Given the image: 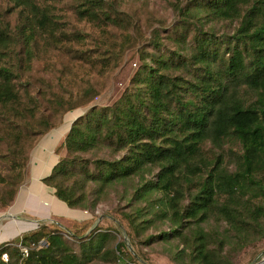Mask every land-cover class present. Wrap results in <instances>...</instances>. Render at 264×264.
Returning a JSON list of instances; mask_svg holds the SVG:
<instances>
[{
	"label": "trees",
	"instance_id": "1",
	"mask_svg": "<svg viewBox=\"0 0 264 264\" xmlns=\"http://www.w3.org/2000/svg\"><path fill=\"white\" fill-rule=\"evenodd\" d=\"M7 2L0 12V115L23 111L15 80L41 45H69L88 37L80 29L65 31L54 0ZM117 2L75 0L74 9L101 32L121 28L119 50H124L142 28ZM169 4L177 19L151 30L152 52L133 44L139 66L129 85L111 105L92 106L71 123L59 147L66 154L41 179L68 208L92 213L107 188L140 177L131 201H144L149 211L138 206L124 215L134 233L130 244L135 253L117 239V228L100 225L83 236L89 220L73 221L66 231L57 224L48 230L51 225L41 223L16 239L35 245L25 256L13 244L0 243V253H8L7 261L0 255V264H143L146 257L138 244L155 243L163 245L174 264H238L235 252L263 238L264 0ZM104 44L98 53L117 55L116 45ZM73 53L93 60L86 50ZM95 94L85 88L84 101L59 107L56 117L85 106ZM47 122L45 131L54 125ZM19 148L12 151L10 170L16 179L4 191V207L12 204L26 178V153ZM99 151L108 152V158ZM154 168L146 179V170ZM156 220L168 229L146 234ZM41 239L46 244L36 248Z\"/></svg>",
	"mask_w": 264,
	"mask_h": 264
},
{
	"label": "rangeland",
	"instance_id": "2",
	"mask_svg": "<svg viewBox=\"0 0 264 264\" xmlns=\"http://www.w3.org/2000/svg\"><path fill=\"white\" fill-rule=\"evenodd\" d=\"M171 1L173 0H118V9L134 19L138 27L141 25L142 28L140 34L134 32L133 41L125 46L124 50H119L121 28L108 26L106 32H101L95 24L82 19L75 12V0H54L53 10L57 14L56 19L65 23L63 26L66 29L65 31L70 32L80 29L88 37L82 42L69 45L67 43L41 45L30 66L23 68L15 80L16 89L21 100L19 103L20 109H23V111L21 114L15 110L0 115V177H4L6 180L5 185L0 181V214L8 213V208L15 203L14 199L11 205L4 207L2 202V200L6 201L7 199L4 191L10 188L9 185L13 186L15 184L14 179L16 178L14 175L16 171L10 170V165L15 162L13 149L20 146L18 152L24 150L26 153V161L23 166L26 178L19 183L18 194V191L23 189L28 182H25V180L36 176L43 163L45 167L39 173L40 176L49 171L50 166L57 162L60 155L64 156L66 154L65 150L59 149V147L63 144L71 123L77 117L92 106L111 105L120 97L139 66L138 47L133 44L138 42L139 46H144L146 51L152 52V48L148 46L151 30L155 27L166 28L177 19V15L169 4ZM7 7V0H0V12H4ZM7 18L14 22V18L9 16ZM219 24L216 28L220 27ZM225 29L230 30V26L221 30ZM104 43L111 45V47L116 45L117 55L112 56L108 52L98 53L101 52L99 49ZM167 43L170 47H173L170 41H167ZM43 48L46 50H43ZM84 50L93 56V60L83 59L82 56H74V51L78 55V51L82 52ZM87 87H92L96 93L89 103L56 117L59 107L77 103L79 100L83 102L85 99L83 92ZM59 101H62L63 104L59 105ZM48 118L54 125L45 131L46 125L49 124L47 122ZM102 154L108 158V152L105 151H99L97 155L101 156ZM84 157H90V154L84 155ZM155 172V168L146 170L145 178H151ZM139 180L142 181L140 177L135 176L124 183H117L107 188L92 213L86 210L68 208L62 201L52 195L53 190L49 187V196H47V190L42 194V202L44 199L49 200V202L58 200L65 210V216H51L49 221H35L34 227L23 230L21 235L17 234L9 242H16L18 237L38 230L41 223L51 225L47 228L48 230L52 229L53 224H57L66 231L67 226L73 221L89 220L91 225L83 236H87L100 225L102 229L117 228L119 230L117 239L125 241L127 247L135 253L130 244V237H133L134 233L128 231L129 227L124 215L138 206L144 212L149 211L146 210L149 208L144 201H131L136 184L140 183ZM152 212L151 210L149 215H152ZM4 219L6 218H0L1 223ZM166 229H168L166 222L156 220L146 234H157L160 230ZM41 242L43 246L46 244L44 239H41ZM111 244L109 243L108 246H111ZM139 245V248H143L146 257V261L141 259L143 264H174L164 252L161 243L150 246L141 245L143 247ZM262 252H264V236L249 246L237 250L235 252L237 263L248 264V261H252ZM93 264L109 263L98 261Z\"/></svg>",
	"mask_w": 264,
	"mask_h": 264
},
{
	"label": "crops",
	"instance_id": "3",
	"mask_svg": "<svg viewBox=\"0 0 264 264\" xmlns=\"http://www.w3.org/2000/svg\"><path fill=\"white\" fill-rule=\"evenodd\" d=\"M52 166H50L49 171L46 174H41L40 176L39 173L41 170H44L45 167V164L43 163V165L40 166V169H38L39 172L37 171L38 174L36 176L25 180V182L28 181L25 187L18 191V194L15 197V203L8 208V215L10 216L5 217L6 219L2 220L3 223L0 221V243L13 240L17 234L21 235L23 230L34 227L36 224L34 222L35 220L43 222L49 221V217L51 216H65V210L58 200H52L49 202V200L44 199L42 202V194L47 190V196H49V187L46 186L41 179L49 174ZM37 179H39V181H37ZM52 195L54 194L52 193Z\"/></svg>",
	"mask_w": 264,
	"mask_h": 264
},
{
	"label": "built area",
	"instance_id": "4",
	"mask_svg": "<svg viewBox=\"0 0 264 264\" xmlns=\"http://www.w3.org/2000/svg\"><path fill=\"white\" fill-rule=\"evenodd\" d=\"M43 242V241H42ZM42 242L41 240L38 242V244L36 245V248H40L42 247ZM4 244H13L14 246H16L19 249V252L21 253V255L25 256L28 254V251L30 250V248H32L35 245H31V246H27L24 245L20 240L16 243H10L9 241H6ZM1 255V259L4 261H7L8 259V253L6 251H1L0 253ZM248 264H264V253L259 256L256 260L249 262Z\"/></svg>",
	"mask_w": 264,
	"mask_h": 264
},
{
	"label": "water",
	"instance_id": "5",
	"mask_svg": "<svg viewBox=\"0 0 264 264\" xmlns=\"http://www.w3.org/2000/svg\"><path fill=\"white\" fill-rule=\"evenodd\" d=\"M10 215H8V213H5V214H2V215H0V218L1 217H9ZM16 218H18L17 216H15ZM36 222H40L39 220H35ZM34 221V222H35ZM130 247V246H129ZM131 248V247H130ZM264 252H262V253H260V254H258L252 261H254V260H256L259 256H261L262 254H263Z\"/></svg>",
	"mask_w": 264,
	"mask_h": 264
}]
</instances>
